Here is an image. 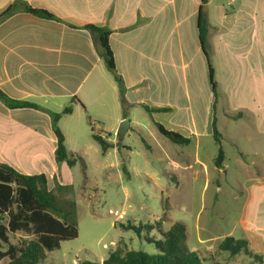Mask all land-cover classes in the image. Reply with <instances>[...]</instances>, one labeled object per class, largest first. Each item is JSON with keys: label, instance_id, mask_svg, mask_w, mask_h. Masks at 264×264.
Returning a JSON list of instances; mask_svg holds the SVG:
<instances>
[{"label": "crops", "instance_id": "crops-1", "mask_svg": "<svg viewBox=\"0 0 264 264\" xmlns=\"http://www.w3.org/2000/svg\"><path fill=\"white\" fill-rule=\"evenodd\" d=\"M15 1L0 0V15ZM20 1L54 19L18 9L0 21V164L21 174H44L47 187L52 182L49 190L58 193L56 184L70 194L65 198L78 196L71 191L79 182L72 171L75 166L55 161L56 136L49 114L60 113L75 99L71 113L58 121L69 152L83 154L92 147L88 143L85 148L76 139L78 130L91 138L90 123L95 134L109 135L111 148L104 155L116 156L113 166L118 169L136 167L135 160L121 158V151L143 158L145 164L150 152L167 166L164 171H170L177 189L201 177L202 194L210 185L215 191L209 200L211 216L204 222L200 219L204 208L199 209L191 234L195 246L188 249L198 251L232 237L246 240L248 251L264 260V0H208L205 10L201 0ZM200 8L206 18L215 80L218 77V90L225 98L222 122L244 120L258 131L243 134V139L221 134L224 142L236 147L233 166L225 153L221 167L214 165L213 96L197 29ZM86 25L110 31L108 44L129 104L126 117L117 84L99 58ZM2 95L42 110L9 108ZM142 106L166 110L147 112ZM125 119L129 130L119 138L116 131ZM155 123L189 138L190 143H171ZM131 136L140 138V150L123 144ZM237 140L246 144L238 145ZM228 172L235 183L229 194L238 205L232 224L222 232L218 221L227 219L228 209L218 206L215 194L223 190L217 177ZM166 221L185 225L188 247L185 221L168 216Z\"/></svg>", "mask_w": 264, "mask_h": 264}, {"label": "rangeland", "instance_id": "rangeland-1", "mask_svg": "<svg viewBox=\"0 0 264 264\" xmlns=\"http://www.w3.org/2000/svg\"><path fill=\"white\" fill-rule=\"evenodd\" d=\"M237 4L238 2L231 3L233 7H236ZM216 80H219L218 77ZM218 93L215 105L218 132L228 139L234 134L243 139V134L258 133L257 128L244 120L233 121L230 119L222 122L220 113L225 110L223 103L225 98L220 90ZM83 127L85 126L83 125ZM76 136L78 143L85 148L88 143L92 146L88 147L83 154H78L82 157L83 162H78L72 170L79 179V182H75L71 188L72 193L78 194V196L70 197L76 203L78 234L74 239L62 241L58 249L47 252L40 264H80L84 261L100 264L107 258L109 252L116 248H120L122 251L141 250L148 255L157 256L153 244L146 241V238L161 239L156 230L150 231V233L143 230L140 235H137L133 230L122 229L119 224L138 226L158 222L162 230V223L167 220V216L174 221H185L189 234L188 247H186L195 246L194 243H191L193 218L201 207L204 208L200 214L201 220L206 222L211 216L209 200L215 192L213 185H210L202 194V178L199 177L197 180L190 181L189 185L185 187L175 188L174 177L170 176V171H164V169H168L167 166L158 162L155 154L150 152H147V163L145 164L143 158L121 151V158L124 161L135 160L136 167L134 170L131 168L128 170L118 169L113 166L116 156L111 152L102 156L99 146L87 133L81 135L78 130ZM146 138L147 143L152 145V139L148 134H146ZM122 142L130 144L132 150L136 146L140 150L138 145L141 147L143 145L137 136H131L130 139L125 138ZM222 142L221 148L228 158L227 162L233 166L236 147L229 141L225 140L224 142V139ZM237 144L244 146L246 143L244 140H237ZM217 152L218 145L214 151L215 157ZM166 176H170L169 180ZM217 178L218 183L223 187L221 192L215 194L219 201L218 206L223 205L228 209L227 219L218 221L219 230L224 232L228 229L227 226L233 222L238 203L229 194L231 187L235 186L231 173L221 174ZM51 186L52 182L50 181L48 187L51 188ZM55 194L61 198L70 195L61 190ZM170 223L166 221L164 228L168 229ZM21 237L31 238L16 233L11 235V242L16 243ZM217 247L218 245H208L197 251L201 257L205 258L204 264H264L262 257L260 256L261 260L258 261L252 252L253 255L241 253L230 257L225 252H219ZM0 264H7V260H1Z\"/></svg>", "mask_w": 264, "mask_h": 264}, {"label": "trees", "instance_id": "trees-1", "mask_svg": "<svg viewBox=\"0 0 264 264\" xmlns=\"http://www.w3.org/2000/svg\"><path fill=\"white\" fill-rule=\"evenodd\" d=\"M208 0H201V7ZM18 9L29 12L35 16L45 19H54L52 15L43 10H35L16 0L8 6L0 15V21ZM90 34L93 46L103 61L106 70L112 75L119 90V101L126 117L125 111L129 107L124 99V86L121 77L115 70L113 55L108 44L110 31L107 28L95 25L84 27ZM197 29L201 52L205 57L208 68V79L213 96V118L211 122L212 136L218 145L217 156L214 165L221 167L224 160V153L221 148L222 135L216 127L215 105L218 98V83L215 80V71L206 44V18L200 8L197 20ZM1 100L9 108H35L40 109L28 102L14 101L5 96ZM77 102L72 99L60 113H49L51 125L56 136L55 161L64 162L69 168L75 166L83 159L69 152L64 144V136L58 127V121L64 115L71 113V103ZM147 112L165 111L166 109L148 108L142 106ZM91 138L97 143L101 155H104L110 148L108 134L103 137L95 134L91 124ZM160 135L167 138L171 143L178 146H187L189 138H185L178 133L166 130L162 125L155 123ZM55 190H61L55 184ZM65 190L68 188H64ZM122 229L133 230L140 235L143 230L150 232L156 230L161 239L146 238L149 244H153L157 251V256L148 255L141 250H125L120 248L109 252L107 258L100 264H204L205 258L201 257L197 251L189 250L185 245L186 232L185 225L181 222H174L163 231L159 223L145 225H123ZM19 233L29 236L30 239L19 238L16 243L11 242V235ZM76 223V203L69 198H61L53 190L47 187V178L44 174H21L6 164H0V261L7 260V264H40L47 252H51L60 247L62 241L71 240L77 237ZM4 248V249H3ZM217 250L227 253L230 257L244 253L253 255L247 250V242L243 239L224 237L218 244ZM258 261L259 255H253ZM80 264H98L89 261Z\"/></svg>", "mask_w": 264, "mask_h": 264}, {"label": "water", "instance_id": "water-1", "mask_svg": "<svg viewBox=\"0 0 264 264\" xmlns=\"http://www.w3.org/2000/svg\"><path fill=\"white\" fill-rule=\"evenodd\" d=\"M206 7L203 6V10H205ZM129 130V121L128 120H123L120 122L119 126H118V129L116 131V135L119 137V138H123L124 134Z\"/></svg>", "mask_w": 264, "mask_h": 264}]
</instances>
